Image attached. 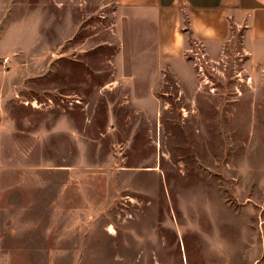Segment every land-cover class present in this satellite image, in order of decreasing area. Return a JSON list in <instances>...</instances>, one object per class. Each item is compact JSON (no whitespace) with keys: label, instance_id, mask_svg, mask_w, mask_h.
Masks as SVG:
<instances>
[{"label":"rangeland","instance_id":"1","mask_svg":"<svg viewBox=\"0 0 264 264\" xmlns=\"http://www.w3.org/2000/svg\"><path fill=\"white\" fill-rule=\"evenodd\" d=\"M243 35L171 61L116 0H0V264H264Z\"/></svg>","mask_w":264,"mask_h":264},{"label":"crops","instance_id":"2","mask_svg":"<svg viewBox=\"0 0 264 264\" xmlns=\"http://www.w3.org/2000/svg\"><path fill=\"white\" fill-rule=\"evenodd\" d=\"M138 17L158 25V49L171 61L182 57L194 39L214 59L231 36L233 22L244 25L243 49L264 58V0H116ZM189 17V29L179 32L181 19Z\"/></svg>","mask_w":264,"mask_h":264},{"label":"built area","instance_id":"3","mask_svg":"<svg viewBox=\"0 0 264 264\" xmlns=\"http://www.w3.org/2000/svg\"><path fill=\"white\" fill-rule=\"evenodd\" d=\"M197 47H198V48H200V46H199V45H197ZM6 61H8V59H6Z\"/></svg>","mask_w":264,"mask_h":264}]
</instances>
